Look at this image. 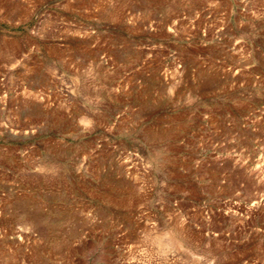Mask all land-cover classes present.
<instances>
[{"label": "rangeland", "instance_id": "374dc122", "mask_svg": "<svg viewBox=\"0 0 264 264\" xmlns=\"http://www.w3.org/2000/svg\"><path fill=\"white\" fill-rule=\"evenodd\" d=\"M0 264H264V0H0Z\"/></svg>", "mask_w": 264, "mask_h": 264}]
</instances>
